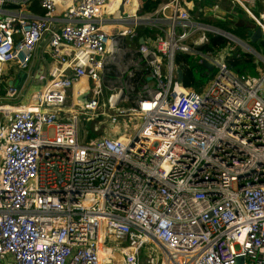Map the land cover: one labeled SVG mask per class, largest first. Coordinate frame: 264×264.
Returning a JSON list of instances; mask_svg holds the SVG:
<instances>
[{"label":"built area","instance_id":"built-area-1","mask_svg":"<svg viewBox=\"0 0 264 264\" xmlns=\"http://www.w3.org/2000/svg\"><path fill=\"white\" fill-rule=\"evenodd\" d=\"M31 1L0 0V84L41 45L53 61L32 102L0 99V264H264V69L224 60L247 48L186 0ZM229 1L264 35L256 0ZM208 34L229 43L202 51ZM177 54L214 65L200 91Z\"/></svg>","mask_w":264,"mask_h":264},{"label":"trees","instance_id":"trees-1","mask_svg":"<svg viewBox=\"0 0 264 264\" xmlns=\"http://www.w3.org/2000/svg\"><path fill=\"white\" fill-rule=\"evenodd\" d=\"M161 0H140L141 8L143 11H153ZM191 3L190 13L194 14L197 19L206 23L212 24L224 30L234 34L235 36L245 40L248 38V31L255 28V24L251 18H249L243 9L234 5L230 12H227V18L220 21H209L205 19L204 7L212 6L217 3L218 0H187ZM27 9H33L34 12L42 13V9L38 4V0H32L26 5ZM236 12V13H235ZM255 14H257L255 12ZM219 23V24H218ZM222 29V28H221ZM208 43L200 46L202 51H209L217 48L221 49L227 46L229 40L220 35L208 34ZM256 47L260 46L255 44ZM258 50V51H259ZM226 65L234 71L241 74L257 75L261 68V63L256 62L255 57L246 52H239L235 50L230 55L224 58ZM175 62L181 67L183 71L182 84L184 87L192 88L196 91H200L202 86L211 78L214 74L205 72L198 66L197 59L194 56L187 54L175 55Z\"/></svg>","mask_w":264,"mask_h":264},{"label":"crops","instance_id":"crops-1","mask_svg":"<svg viewBox=\"0 0 264 264\" xmlns=\"http://www.w3.org/2000/svg\"><path fill=\"white\" fill-rule=\"evenodd\" d=\"M189 2V1H188ZM230 3V1L228 0ZM191 5V3L189 2ZM234 6V4H233ZM211 6L204 7V14H206V11L210 8ZM252 11L257 13L256 15H261L264 13V0H256L255 5L252 7ZM229 13L230 11L227 10ZM208 16V17H207ZM225 16H228L227 14ZM209 18H211L209 15L205 16L206 20L211 21ZM214 20V19H213ZM254 22V21H253ZM255 24V23H254ZM256 27V25H255ZM258 51V50H257ZM261 54L264 55L263 50H259ZM38 57H34L32 59V62L30 63L29 69L26 71H20L15 68H9L8 69V77L6 79L8 84H12L16 86L17 88L20 89V92L17 94L16 97L11 98V99H6L5 98V90H6V82H2L0 84V99L1 100H10V102L13 103H21V104H28L32 102L33 96L40 91L45 82L42 81V79H39V75L42 71L44 74L45 73V67L46 63L43 62V58L40 56V53L38 52ZM43 56V53H41ZM256 62L260 63L258 61V57H255Z\"/></svg>","mask_w":264,"mask_h":264},{"label":"rangeland","instance_id":"rangeland-1","mask_svg":"<svg viewBox=\"0 0 264 264\" xmlns=\"http://www.w3.org/2000/svg\"><path fill=\"white\" fill-rule=\"evenodd\" d=\"M137 1H140V0H137ZM186 2L187 3H189L187 0H186ZM218 5H219V7H220V9L223 11V12H225L226 14H227V10L229 11V10H232L233 8H234V6H233V4H231V3H229L228 2V0H218ZM191 6V5H190ZM236 13V12H235ZM248 17H249V15L248 14H246ZM208 17V16H207ZM249 18H251V17H249ZM211 21H213V19L214 18H209ZM224 19L226 20V19H228L227 18V16H225L224 17ZM223 19V20H224ZM215 21H220V19H215ZM219 24V23H218ZM220 27V26H219ZM221 28L222 29H224L222 26H221ZM245 42H247V39L246 40H244ZM236 46L237 47H239L242 51H245L246 49H245V47H244V49H242L238 44H236ZM236 46H234V48L236 47ZM251 47H253L254 49H256V50H259V47H256L255 46V44H251ZM42 48H43V45H41L38 49H37V51H36V53H35V55H34V57L36 56V57H38V52L40 53V56H42L41 55V53H42ZM252 55L254 56V57H256V55H254L253 53H252ZM33 57V58H34ZM43 60V62L44 63H46V67H45V77L42 79V81L43 82H47L49 79H50V77H49V71L51 70V68H52V65H53V61L48 57V54H47V51H45L44 52V58L42 59ZM32 62V61H31ZM261 68H263L264 69V62L263 63H261ZM90 88V85L88 86L87 85V87H86V89H89ZM102 92H105V90L104 89H102L101 90ZM79 93H80V91H79ZM120 107H128L129 106V104L128 103H123V102H120L119 104H118ZM89 116H90V113L88 112L85 116H82L81 117V125H82V128L80 129V132H81V130L83 131V130H88L90 133H89V136H94L95 134L94 133H92V129H98V128H100V124L98 123V121L96 120V118H94L93 117V120H91V118H89ZM125 118V121L127 122V129H126V133L128 134V136H130L133 132H134V130H136V128L139 126V124H140V120H138V119H136V118H134V117H132V116H125L124 117ZM49 133H50V130H49Z\"/></svg>","mask_w":264,"mask_h":264},{"label":"water","instance_id":"water-1","mask_svg":"<svg viewBox=\"0 0 264 264\" xmlns=\"http://www.w3.org/2000/svg\"><path fill=\"white\" fill-rule=\"evenodd\" d=\"M122 8V7H121ZM227 36H230L231 39H234V41L238 42L241 45L248 46V51L254 55H260L258 52L255 51L253 47H251V44H258L260 46V49L264 52V35L262 34L259 27H255L253 29H250L247 33V43L243 41L242 39L238 38L237 36L226 32ZM142 38H140V42H142ZM246 44V45H245ZM201 67L209 72H212L214 69V65L210 62H208L206 59H201ZM178 73V82H181L183 79V72L180 68L177 69ZM236 264H244L243 257L238 256L236 259Z\"/></svg>","mask_w":264,"mask_h":264},{"label":"clouds","instance_id":"clouds-1","mask_svg":"<svg viewBox=\"0 0 264 264\" xmlns=\"http://www.w3.org/2000/svg\"><path fill=\"white\" fill-rule=\"evenodd\" d=\"M234 35V34H233ZM239 38V37H238ZM241 39V38H240ZM243 40V39H242ZM246 40V39H245ZM244 41V40H243ZM247 43V42H246ZM246 45V44H245ZM248 47V46H247ZM255 51L256 52H258L259 54H261L259 51H257L256 49H255ZM246 53H250L248 50H247V52ZM251 54V53H250ZM256 57H257V55H256Z\"/></svg>","mask_w":264,"mask_h":264},{"label":"bare ground","instance_id":"bare-ground-1","mask_svg":"<svg viewBox=\"0 0 264 264\" xmlns=\"http://www.w3.org/2000/svg\"><path fill=\"white\" fill-rule=\"evenodd\" d=\"M244 47L248 49V47H246V46H244ZM147 246H148V245H147ZM153 258H154V256H153Z\"/></svg>","mask_w":264,"mask_h":264}]
</instances>
